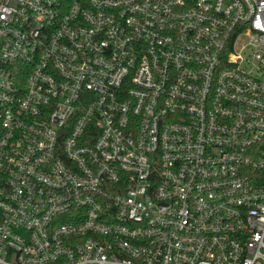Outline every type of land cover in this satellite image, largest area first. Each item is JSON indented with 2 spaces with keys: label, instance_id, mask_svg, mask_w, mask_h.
<instances>
[{
  "label": "built area",
  "instance_id": "1",
  "mask_svg": "<svg viewBox=\"0 0 264 264\" xmlns=\"http://www.w3.org/2000/svg\"><path fill=\"white\" fill-rule=\"evenodd\" d=\"M0 264H264V0H0Z\"/></svg>",
  "mask_w": 264,
  "mask_h": 264
}]
</instances>
